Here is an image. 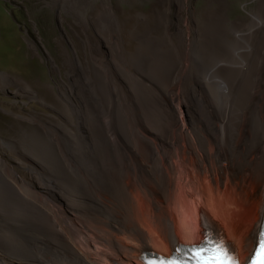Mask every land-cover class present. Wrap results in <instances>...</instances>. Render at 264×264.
<instances>
[{
    "label": "bare ground",
    "instance_id": "1",
    "mask_svg": "<svg viewBox=\"0 0 264 264\" xmlns=\"http://www.w3.org/2000/svg\"><path fill=\"white\" fill-rule=\"evenodd\" d=\"M179 1L175 12L158 13L164 34L139 39L147 54L137 52L131 70L112 52L106 62L92 56L91 69L68 63L78 92L62 97L61 116L73 118L76 136L29 120L42 154H19L39 184L0 158V264H144L149 250L170 257L176 230L184 241L199 239L188 246L203 240L206 195L217 199L215 219L240 264L247 261L264 222V0L246 24L211 20L200 34L194 26L191 52L171 38ZM188 75L194 119L184 124L172 95ZM8 85L1 76L3 90ZM20 90L36 100L35 91ZM175 129L180 138L171 141ZM187 195L196 221L181 228L174 211Z\"/></svg>",
    "mask_w": 264,
    "mask_h": 264
},
{
    "label": "rangeland",
    "instance_id": "2",
    "mask_svg": "<svg viewBox=\"0 0 264 264\" xmlns=\"http://www.w3.org/2000/svg\"><path fill=\"white\" fill-rule=\"evenodd\" d=\"M180 1L181 16L177 17L175 13L171 15V38L174 41L183 40V46L189 51L191 47L193 48L191 44L194 43L197 34L194 26L199 27L197 31L200 34L199 32L215 23L216 19L224 21L227 28L233 23L246 24L263 0ZM175 2L176 0H0V81L1 76H5L10 82L5 90L0 86V142L5 145L0 146L2 155L0 158L8 160L6 161L9 162L8 166L19 173L25 182L39 184V176L35 169L28 163H21L20 155L26 151L28 157L42 154L39 147L36 150L39 144L35 145L40 140L34 139L33 134L29 132V120L36 121L34 122L36 125L63 130L76 136L72 128L73 118L71 117V123L67 124L65 117L61 116L63 107L68 106L63 98L70 92H78L76 88L75 91L72 88L76 72L68 63L78 60L83 68L88 66L91 69L93 57L106 62L109 59L107 53L112 52L117 57L120 56L117 60L122 64L121 67L131 70L129 63L135 56L139 52L147 54L138 44L139 39L147 34L160 37L166 32L165 26H158L157 22L160 20V13L167 7H171L175 12ZM187 28L190 33L182 35ZM231 34L228 32L229 38L233 37ZM188 77L182 82L185 87L179 88L175 95H172L174 97L172 108L175 112L185 115L179 117V122L184 124L194 119V103L190 102L193 97L188 89L192 79L189 75ZM117 85L120 92H125L119 84ZM15 89L20 91L19 94ZM20 89L35 91L36 100L24 97ZM123 97L129 101L126 94L123 93ZM53 106L56 111L52 110ZM66 114L69 116L70 110H67ZM51 124H54L53 127ZM177 129L169 136L171 141L180 138ZM31 145L35 149H32ZM205 197L199 201L203 203L200 206L201 210L217 221L224 233L222 222L215 219L214 209L217 208L213 206L217 204V199H214L213 204L209 195ZM181 203L174 211L177 224L195 223V205L191 197L183 198ZM178 231L176 230L179 244H184L186 241L184 235ZM188 240L197 242L199 239L194 237Z\"/></svg>",
    "mask_w": 264,
    "mask_h": 264
},
{
    "label": "snow or ice",
    "instance_id": "3",
    "mask_svg": "<svg viewBox=\"0 0 264 264\" xmlns=\"http://www.w3.org/2000/svg\"><path fill=\"white\" fill-rule=\"evenodd\" d=\"M202 220L205 238L199 245L186 246L177 242L170 257H161L149 250L144 257L145 264H239L234 246L226 244L222 234L213 235L209 231L206 214ZM255 237L247 264H264V225L260 226Z\"/></svg>",
    "mask_w": 264,
    "mask_h": 264
}]
</instances>
